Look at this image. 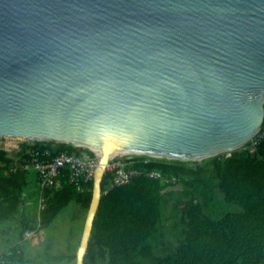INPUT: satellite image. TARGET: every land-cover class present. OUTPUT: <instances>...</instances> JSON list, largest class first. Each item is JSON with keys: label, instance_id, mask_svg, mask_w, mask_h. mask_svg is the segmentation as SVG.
<instances>
[{"label": "water", "instance_id": "water-1", "mask_svg": "<svg viewBox=\"0 0 264 264\" xmlns=\"http://www.w3.org/2000/svg\"><path fill=\"white\" fill-rule=\"evenodd\" d=\"M264 119V0H0V137L201 161Z\"/></svg>", "mask_w": 264, "mask_h": 264}, {"label": "trees", "instance_id": "trees-1", "mask_svg": "<svg viewBox=\"0 0 264 264\" xmlns=\"http://www.w3.org/2000/svg\"><path fill=\"white\" fill-rule=\"evenodd\" d=\"M255 140L253 148L247 143L200 163L135 158L126 168L138 174L124 184L104 173L83 264H264V119ZM29 146L52 155L75 148L31 142L17 158L0 149V230L7 233L1 227L17 216L20 242L35 225L50 228L71 205L86 214L93 193V182L82 190L65 182L46 188L45 207L30 225L23 154ZM3 249L0 264L24 263L19 243ZM67 259L75 262V250Z\"/></svg>", "mask_w": 264, "mask_h": 264}, {"label": "rangeland", "instance_id": "rangeland-1", "mask_svg": "<svg viewBox=\"0 0 264 264\" xmlns=\"http://www.w3.org/2000/svg\"><path fill=\"white\" fill-rule=\"evenodd\" d=\"M256 137V136H255ZM255 137L249 141V148H253L255 144ZM23 143V144H22ZM30 141H24L18 138H7L0 137V149L6 151L10 155L19 156L21 152H16L18 149H22L23 145H30ZM21 147V148H19ZM74 147V146H73ZM243 149L242 147L235 150L238 151ZM223 153L215 157H221L222 159L231 155V153ZM124 159H151L153 157L139 156V155H127L123 156ZM214 158V157H212ZM160 159V158H154ZM209 159V158H208ZM202 161V160H201ZM201 161H181L187 164L200 163ZM7 171H5L6 173ZM28 178L30 180L27 187V204L24 210V218L30 223V225H35V220L37 219V200L39 198V188L36 184L35 176L33 173L28 171ZM36 204V206H34ZM170 212V206L167 208V213ZM87 214V213H86ZM85 210L79 206L71 205L65 209V211L56 219L54 224L50 228H39L35 225L34 232L25 233V240L23 242L19 241V233L21 228L15 230V225L18 223V217H14L11 221L4 224L2 229H7V233L4 234L0 230V249L9 250L10 247L19 243L23 255V264H74L73 261H68L67 257L73 254L74 250L77 251L75 245H79L80 242L84 220H85ZM17 227V226H16ZM20 227V225H19ZM82 229V230H81ZM167 238V234L164 233ZM6 242L7 244H4ZM4 246V247H3ZM11 261H7V264H11ZM15 264V263H13ZM102 264H105L104 262Z\"/></svg>", "mask_w": 264, "mask_h": 264}, {"label": "built area", "instance_id": "built-area-1", "mask_svg": "<svg viewBox=\"0 0 264 264\" xmlns=\"http://www.w3.org/2000/svg\"><path fill=\"white\" fill-rule=\"evenodd\" d=\"M21 148V147H19ZM18 149L16 152H21ZM25 169L34 174L39 188L37 215L45 207L44 190L58 188L61 183L73 184L78 190L93 182L94 172L99 165V153L83 147H75L70 153L61 152L52 155L47 149L28 147L23 150ZM15 153V158H17ZM129 159L119 156L106 162L105 173H110L114 185L127 183L138 174L126 168ZM66 179V181L64 180ZM39 220V219H38Z\"/></svg>", "mask_w": 264, "mask_h": 264}, {"label": "crops", "instance_id": "crops-1", "mask_svg": "<svg viewBox=\"0 0 264 264\" xmlns=\"http://www.w3.org/2000/svg\"><path fill=\"white\" fill-rule=\"evenodd\" d=\"M29 182H30V180H29ZM85 221V220H84ZM83 228V227H82ZM82 230V229H81ZM79 244V243H78ZM77 247H78V245H77ZM75 253H76V251H75ZM74 264H75V262H74Z\"/></svg>", "mask_w": 264, "mask_h": 264}, {"label": "clouds", "instance_id": "clouds-1", "mask_svg": "<svg viewBox=\"0 0 264 264\" xmlns=\"http://www.w3.org/2000/svg\"><path fill=\"white\" fill-rule=\"evenodd\" d=\"M37 202H38V200H37ZM38 204V203H37Z\"/></svg>", "mask_w": 264, "mask_h": 264}]
</instances>
